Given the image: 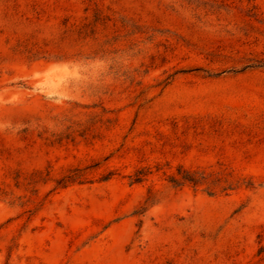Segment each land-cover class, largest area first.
Returning a JSON list of instances; mask_svg holds the SVG:
<instances>
[{
  "label": "rangeland",
  "instance_id": "rangeland-1",
  "mask_svg": "<svg viewBox=\"0 0 264 264\" xmlns=\"http://www.w3.org/2000/svg\"><path fill=\"white\" fill-rule=\"evenodd\" d=\"M179 167L216 194L174 187ZM262 247L264 0H0V264Z\"/></svg>",
  "mask_w": 264,
  "mask_h": 264
},
{
  "label": "trees",
  "instance_id": "trees-1",
  "mask_svg": "<svg viewBox=\"0 0 264 264\" xmlns=\"http://www.w3.org/2000/svg\"><path fill=\"white\" fill-rule=\"evenodd\" d=\"M147 176V173L143 170L140 169L135 172L134 175L131 177V182L132 184L134 183H141L144 178ZM81 176L73 177L70 176L69 178L62 179L59 181L60 185H66L67 183L75 182L77 179H80ZM110 177L106 176L102 180L106 181ZM169 182L174 186V187H181L185 184L191 185L193 187H199V186H206L205 192L208 193V195L213 196L216 194V188L218 186V183L216 180H211L208 175H206L204 172L201 171H190L186 170L183 167H179L177 170L176 175H172L169 178ZM232 185L223 187L221 189L222 192H225L227 190H231ZM264 254V247L261 248L259 255ZM262 260H264V255H262Z\"/></svg>",
  "mask_w": 264,
  "mask_h": 264
}]
</instances>
